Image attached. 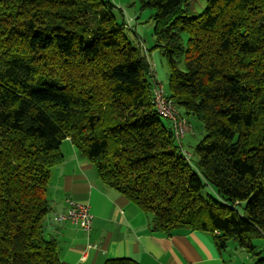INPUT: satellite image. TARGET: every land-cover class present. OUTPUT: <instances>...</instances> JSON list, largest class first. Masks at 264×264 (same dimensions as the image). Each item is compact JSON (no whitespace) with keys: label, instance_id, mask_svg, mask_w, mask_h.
I'll return each instance as SVG.
<instances>
[{"label":"trees","instance_id":"16d2710c","mask_svg":"<svg viewBox=\"0 0 264 264\" xmlns=\"http://www.w3.org/2000/svg\"><path fill=\"white\" fill-rule=\"evenodd\" d=\"M190 1L142 4L155 9L167 95L204 128L196 159L182 142L194 127L177 139L173 123L162 122L151 52L128 39L134 19L121 10L120 21L112 0H0V264H66L44 221L67 138L105 186L152 214L158 233L200 230L220 250L235 241L256 253L264 237V0H207L201 13Z\"/></svg>","mask_w":264,"mask_h":264},{"label":"crops","instance_id":"0c3cea01","mask_svg":"<svg viewBox=\"0 0 264 264\" xmlns=\"http://www.w3.org/2000/svg\"><path fill=\"white\" fill-rule=\"evenodd\" d=\"M61 151L65 160L52 169L48 190L51 210L44 226L46 236L57 241L66 264H105L120 257H131L143 264H229L225 255L229 245L220 250L207 232L158 233L152 214L105 186L92 162L79 154L70 138L62 143ZM67 197L89 204L93 215L90 231L70 220L56 219L58 213L67 210ZM256 254L257 251L247 256ZM263 262L264 258H258L250 264ZM234 263L240 264L236 260Z\"/></svg>","mask_w":264,"mask_h":264},{"label":"rangeland","instance_id":"374dc122","mask_svg":"<svg viewBox=\"0 0 264 264\" xmlns=\"http://www.w3.org/2000/svg\"><path fill=\"white\" fill-rule=\"evenodd\" d=\"M116 4L115 14L118 19L122 20L121 10L124 12L128 20H133V29L125 31L128 39L136 46L140 43L145 44L151 54V62L155 66V72H157L158 81L162 82L166 91L169 93V77L170 69L167 57L161 52V49L157 47V38L155 35L156 21L153 18L155 9L150 6H143L142 0H112ZM207 7V0H191L190 8L195 13H201ZM132 18V19H131ZM144 48V47H143ZM145 50V49H144ZM146 51V50H145ZM183 65V63H181ZM162 122L166 125L169 124V120L166 117L161 118ZM194 134H188L183 140V146L193 155V159H196L194 153L195 145L202 139L204 135V128L201 123L193 118ZM209 191L213 192L212 188ZM257 245L256 251L258 254L247 256L244 250H242L235 241H230L229 249H227L225 255L227 263L235 264V260L240 264H250L258 260V258H264V237L257 238L255 240ZM235 251V255H230ZM264 264V262H263Z\"/></svg>","mask_w":264,"mask_h":264},{"label":"built area","instance_id":"2783aa9c","mask_svg":"<svg viewBox=\"0 0 264 264\" xmlns=\"http://www.w3.org/2000/svg\"><path fill=\"white\" fill-rule=\"evenodd\" d=\"M153 98L158 112L173 123L177 139H181L192 132V125L187 118L182 115L180 109L174 104L173 100L168 97L163 83L158 81V79L153 89ZM66 203L68 207L67 210L58 213L56 219L70 220L82 229L90 231L92 228L93 215L90 211L89 204L74 200L71 197L66 198Z\"/></svg>","mask_w":264,"mask_h":264}]
</instances>
